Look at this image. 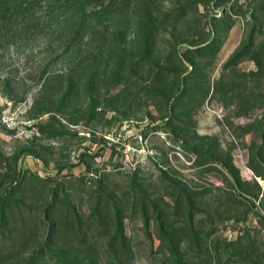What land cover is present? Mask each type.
<instances>
[{"label": "rangeland", "instance_id": "rangeland-1", "mask_svg": "<svg viewBox=\"0 0 264 264\" xmlns=\"http://www.w3.org/2000/svg\"><path fill=\"white\" fill-rule=\"evenodd\" d=\"M0 104V264H264V0H0Z\"/></svg>", "mask_w": 264, "mask_h": 264}, {"label": "built area", "instance_id": "built-area-1", "mask_svg": "<svg viewBox=\"0 0 264 264\" xmlns=\"http://www.w3.org/2000/svg\"><path fill=\"white\" fill-rule=\"evenodd\" d=\"M19 123L14 113L6 111L0 104V129H12L18 126Z\"/></svg>", "mask_w": 264, "mask_h": 264}, {"label": "trees", "instance_id": "trees-1", "mask_svg": "<svg viewBox=\"0 0 264 264\" xmlns=\"http://www.w3.org/2000/svg\"><path fill=\"white\" fill-rule=\"evenodd\" d=\"M81 19V18H80ZM80 29H81V27H80Z\"/></svg>", "mask_w": 264, "mask_h": 264}]
</instances>
